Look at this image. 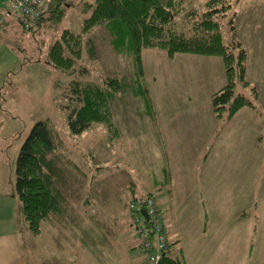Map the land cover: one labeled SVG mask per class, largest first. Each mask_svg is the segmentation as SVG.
Returning a JSON list of instances; mask_svg holds the SVG:
<instances>
[{
    "label": "rangeland",
    "instance_id": "obj_1",
    "mask_svg": "<svg viewBox=\"0 0 264 264\" xmlns=\"http://www.w3.org/2000/svg\"><path fill=\"white\" fill-rule=\"evenodd\" d=\"M68 1L71 6L59 23L49 25L47 21L33 31H24L16 23L8 32H0L2 43L6 42L14 52L6 58L11 59L7 61L8 69L0 73V264H139L138 257L142 259L137 247L139 240L126 206L133 198L150 193L157 204L164 199L163 192L153 186V179L160 178L166 164L161 138L152 117L144 113L141 96H135L139 77L128 54L113 46L104 26H95L83 35L84 47L77 66L87 69L88 74L79 77L83 80L99 82L104 77H115L124 82L123 89L109 104L118 134L111 136L103 123L92 124L81 134L70 132L60 94L76 77L49 64L47 52L49 44L64 28L81 31L89 13L83 2L93 0ZM181 1L184 10L174 19L172 27L178 31L189 29L195 20L191 11L202 12L209 0ZM241 2L231 0L236 18ZM0 9V13L8 11V0H0ZM241 11L248 13L249 9ZM222 30L225 32V24ZM89 38L94 43V57L87 50ZM145 78L149 95L146 75ZM261 108L262 114L258 115L264 135V108ZM38 119L47 120L57 140L48 157L57 169L52 177V190L58 195L59 207L53 218L41 222L35 234L18 213L14 177L19 148ZM223 126L217 122L198 155V164L202 165ZM225 180L224 187L230 178L225 176ZM127 236L134 245L128 253L124 251ZM102 244L107 247L102 248Z\"/></svg>",
    "mask_w": 264,
    "mask_h": 264
},
{
    "label": "crops",
    "instance_id": "obj_2",
    "mask_svg": "<svg viewBox=\"0 0 264 264\" xmlns=\"http://www.w3.org/2000/svg\"><path fill=\"white\" fill-rule=\"evenodd\" d=\"M242 8L249 12H242ZM16 20L17 16L10 14L0 32H8L17 25ZM236 30L246 48V79L256 85L264 108V0H242ZM1 39L0 73L9 67L11 59L6 58L14 54ZM142 65L152 119L166 160L153 186L164 194L158 206L171 243L170 253L181 255L185 264H264V135L260 115L249 106L236 111L200 165L198 155L218 122L211 95L226 83L223 59L193 53L169 56L164 50L147 48L142 52ZM225 176L230 182L224 187ZM244 211L248 213L242 216ZM127 238L126 253L134 248ZM115 243L120 247L116 237ZM138 258L142 264L143 259Z\"/></svg>",
    "mask_w": 264,
    "mask_h": 264
},
{
    "label": "trees",
    "instance_id": "obj_3",
    "mask_svg": "<svg viewBox=\"0 0 264 264\" xmlns=\"http://www.w3.org/2000/svg\"><path fill=\"white\" fill-rule=\"evenodd\" d=\"M70 6L68 0H47L37 25L32 29L22 28L33 31L39 30L47 21L49 25L59 23ZM83 6L89 13L82 22L81 31L64 28L49 44L47 52L49 64L76 77L60 94V105L66 111L67 125L72 134H81L95 123H103L111 136L118 134L109 104L123 89L124 82L115 77H104L99 82L79 78L88 74L85 67L77 66L84 47L83 35L95 26H104L112 37L113 46L128 54L139 77L135 96H141L146 115L152 117L153 106L145 86L141 58L144 48L163 49L169 56L178 52L221 56L226 83L211 95L213 112L220 125H224L243 106L252 107L262 114L257 89L245 76L246 48L236 33L237 11L232 9L231 0H209L202 12L191 11L194 23L189 29L180 31L172 27L174 19L184 10L181 0H93L84 1ZM230 10L232 12L228 16ZM16 21L22 26L20 17L17 16ZM4 27L0 26V29ZM86 42L90 56L94 57L93 40L89 38ZM56 146V137L47 120L38 119L22 142L16 159L14 187L18 213L35 234L41 222L53 218L59 207L58 195L52 190V177L57 169L48 157ZM158 264L185 263L181 255L168 253Z\"/></svg>",
    "mask_w": 264,
    "mask_h": 264
},
{
    "label": "built area",
    "instance_id": "obj_4",
    "mask_svg": "<svg viewBox=\"0 0 264 264\" xmlns=\"http://www.w3.org/2000/svg\"><path fill=\"white\" fill-rule=\"evenodd\" d=\"M46 2L47 0H8V12L0 13V26L13 14L20 17L24 29L34 28ZM126 208L139 240L142 264H158L163 255L170 253L171 243L155 197L152 194L143 198L136 197L127 203ZM143 208L146 210V217L141 213Z\"/></svg>",
    "mask_w": 264,
    "mask_h": 264
},
{
    "label": "water",
    "instance_id": "obj_5",
    "mask_svg": "<svg viewBox=\"0 0 264 264\" xmlns=\"http://www.w3.org/2000/svg\"><path fill=\"white\" fill-rule=\"evenodd\" d=\"M141 213L143 214V216L144 217H146L147 216V213H146V210L143 208V209H141Z\"/></svg>",
    "mask_w": 264,
    "mask_h": 264
}]
</instances>
